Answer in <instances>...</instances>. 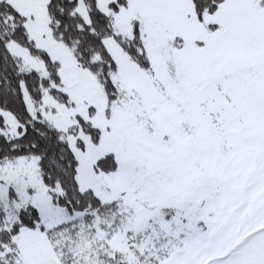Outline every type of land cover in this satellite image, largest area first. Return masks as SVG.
<instances>
[{"label":"rangeland","instance_id":"1","mask_svg":"<svg viewBox=\"0 0 264 264\" xmlns=\"http://www.w3.org/2000/svg\"><path fill=\"white\" fill-rule=\"evenodd\" d=\"M0 1L25 17L35 47L59 62L58 87L70 98L46 92L36 109L23 87L28 111L62 132L80 190L118 201L122 214L114 233L108 220L102 229L83 223L91 211L71 214L55 203L39 157L23 155L0 164L8 224L29 205L47 229L78 220L88 239L77 264H264V0H223L202 15L194 0H126L116 13L110 3L118 0H97L116 34L132 38L138 25L151 60L140 67L105 38L118 65L112 100L68 46L45 35L49 0ZM75 11L89 20L83 0ZM8 49L48 77L42 56L15 41ZM21 126L0 108V135L18 137ZM110 154L118 167L105 172L98 162ZM16 243L24 264H60L39 227L22 228Z\"/></svg>","mask_w":264,"mask_h":264},{"label":"trees","instance_id":"2","mask_svg":"<svg viewBox=\"0 0 264 264\" xmlns=\"http://www.w3.org/2000/svg\"><path fill=\"white\" fill-rule=\"evenodd\" d=\"M83 1L89 11L88 21L75 11L77 0H49L47 26L55 42L72 50L76 64L94 75L109 100H112L117 89L111 77L117 72L118 65L105 45V38L114 37L129 60L140 67L149 68L151 60L146 53L138 25L135 26L132 38L116 34L113 16L104 13L98 7L97 0ZM222 1L194 0V3L202 15L204 11H214ZM125 4L126 0H118L110 3V9L116 13ZM10 41L27 48L33 55L42 56L49 70L48 77L28 68L21 58L14 56L8 49ZM58 68L59 62L52 61L45 51L35 47L29 37L25 17L11 4L0 1V108L17 117L22 125L20 130L23 131L18 137L0 135V164L12 161L18 156H38L40 174L53 201L71 214L91 211L82 218L87 225L98 223L102 229L106 228L104 223L107 220L111 221L108 229L114 233L117 225L122 222L119 202H103L93 191L80 190L76 177L77 161L62 132L41 116L35 118L28 111L23 87L29 92L36 109L41 107L46 92L62 102L69 101L68 95L58 87L61 85ZM87 127L95 138L97 130L88 123ZM117 167V159L113 154L98 162V168L105 172L113 171ZM11 196L17 198L13 188ZM36 227L51 240L59 255L60 264H77L78 254L82 248L83 253L85 252L84 246L88 239L85 240L82 225L77 220L47 229L41 223L39 210L32 205L20 210L18 219L11 224L7 223L5 213L0 210V264H24L20 260L22 252L16 243V237L22 228Z\"/></svg>","mask_w":264,"mask_h":264},{"label":"crops","instance_id":"3","mask_svg":"<svg viewBox=\"0 0 264 264\" xmlns=\"http://www.w3.org/2000/svg\"><path fill=\"white\" fill-rule=\"evenodd\" d=\"M47 27H48V26H47ZM45 35H48L50 42H55V40H54V38H53L51 32L47 31L46 29H45ZM75 63H76V62H75ZM58 69H59V68H58Z\"/></svg>","mask_w":264,"mask_h":264}]
</instances>
